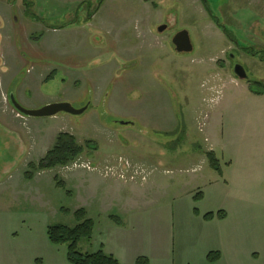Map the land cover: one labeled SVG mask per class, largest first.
I'll return each mask as SVG.
<instances>
[{"label": "rangeland", "instance_id": "374dc122", "mask_svg": "<svg viewBox=\"0 0 264 264\" xmlns=\"http://www.w3.org/2000/svg\"><path fill=\"white\" fill-rule=\"evenodd\" d=\"M22 1L0 0V264H70L67 246L52 244L47 227L76 226L74 212L95 192L112 212L118 209L110 194L130 195L136 219L157 229L173 225L176 248L188 257L198 248L202 217L194 214L193 197L200 191L202 213L223 210L229 225L249 217L264 227V198L257 196H264V94L234 74L229 57L244 65L248 80L264 83L263 0L257 7L252 0H103L88 21L98 0L92 8L84 0H29L43 21L28 15ZM70 21L40 43L27 38ZM182 30L190 33L192 52L172 44ZM17 55L26 57L15 63ZM53 61L67 69L48 68ZM12 94L28 109L51 98L87 109L22 116ZM61 132L83 145L91 141L89 148L67 166L32 171L29 164ZM210 148L224 171L227 161L237 165L232 174L241 183L224 193L213 181ZM91 172L101 176L89 191ZM172 207L171 218L164 211ZM79 248L85 252L90 243L82 240Z\"/></svg>", "mask_w": 264, "mask_h": 264}, {"label": "crops", "instance_id": "0c3cea01", "mask_svg": "<svg viewBox=\"0 0 264 264\" xmlns=\"http://www.w3.org/2000/svg\"><path fill=\"white\" fill-rule=\"evenodd\" d=\"M261 2L262 6H264V0ZM252 4L257 7L259 5V1L252 0ZM65 28L57 29L46 27L42 32V36L39 37L40 41L37 43L42 42L49 31L58 33L66 30ZM6 37L12 41L14 46L11 35ZM37 37L36 35H27V38L32 42H36V39H38ZM0 40H2L1 43L3 47V37ZM48 43L49 42H47L46 45H48ZM11 46L9 48L6 47V57L11 53ZM58 55L63 56V54ZM18 56L19 55L15 57V63L19 61V58H17ZM23 57H26V55H23ZM23 57H20L21 62V58ZM56 62L58 61H53L54 66H51L52 64L48 65V62L46 64H41L43 67L48 65L50 66L48 68L55 69V71L58 68L63 70L67 69L65 62L61 61L59 64L55 65ZM61 101H63V99L51 98L50 100L41 102L40 105H43L42 103ZM210 149V151H213L217 157L216 150L214 148ZM96 157L101 158L103 156ZM217 159L219 160L218 157ZM236 166L237 165H235L234 160H231L226 163V171L223 170L221 163L220 172L214 169L218 177L215 175V177H213V181L215 180L219 182L218 190L222 193L231 188L234 183H241L239 181L240 179L236 180V176L232 174L233 169ZM90 174L91 177L89 176V178L91 180L86 184L87 188L89 184L94 185L92 179L100 181L99 177L101 175H98V173L95 172H91ZM115 183H117V181H115ZM88 190L91 191V188H88ZM129 196L130 195L127 196L122 194H115L114 196L110 194L109 201H116V207L118 209L117 211L112 212V210H108L109 208H107V206L101 205L100 202L98 203L101 198L98 197L95 192L94 198L92 199L93 201H91L93 203L91 204L90 202L86 204L85 207L88 217L95 221L93 239L90 242V248L86 249L85 252L92 253L98 250H103L106 254L116 257L121 264H136L137 259L140 257L148 258L149 264H264V242L260 239L262 232H264V227L252 224L248 216V219H242L246 221L248 220V222L244 225L227 224L230 218L227 211H225L226 215L223 219L216 217L213 220H205L204 215L206 213L217 212L208 211L206 213H202L197 208L203 203L204 197H202L199 201H195L193 198L194 204L196 205L194 208V214L197 219H200L201 217L202 219L198 222L200 228L198 230L199 236L196 244V246L198 245V248L195 249L194 253L191 252L189 257L188 255H186V257L182 250L178 251L176 248V240L172 234L174 226L168 225L167 221H165L164 226L161 225L157 229L152 224L150 225L149 221L147 222L146 219H136V209L134 207H129L131 206V203H126L130 198ZM257 196L264 198V196L259 193ZM133 208L135 210H133ZM195 209L199 211V214L195 213ZM164 213L171 218L175 216L173 207L168 209V211H164ZM247 214L248 213L244 212L239 216L243 217ZM111 215L118 216L122 223L119 224L115 222L111 218ZM130 216L131 218H129ZM212 251H218L220 253V258L214 263H210L208 261V254Z\"/></svg>", "mask_w": 264, "mask_h": 264}, {"label": "trees", "instance_id": "16d2710c", "mask_svg": "<svg viewBox=\"0 0 264 264\" xmlns=\"http://www.w3.org/2000/svg\"><path fill=\"white\" fill-rule=\"evenodd\" d=\"M26 6V11L28 15H31L34 20H41L31 9L33 2L29 0L22 1ZM99 5L93 7V2L91 0H84L81 2L82 6L87 5L88 8H92V11L87 14L86 20H90L92 15L96 13L99 7L102 5L103 0H98ZM215 22L217 25L223 29L225 28L220 25L216 16ZM43 21V20H41ZM73 24L72 21L68 23L61 24L60 26H52L51 28H65ZM48 26L49 24L46 23ZM226 33V32H225ZM229 35L228 33H226ZM39 39V36L37 37ZM255 52V51H254ZM256 85V86H255ZM259 86L260 88H258ZM249 87L252 92L256 94H264V83L249 80ZM91 141H87L85 145L80 144L76 137L67 132H61L58 134L54 146L46 153V155L38 163H30L29 167L33 170H44L53 169L57 166H67L74 161H76L80 156L83 155L86 148L90 146ZM207 157L209 163L213 169L216 171H221L220 162L217 159L213 151L207 152ZM31 171V172H32ZM27 173L28 178L33 177V173ZM59 186L65 188L61 183ZM71 194L70 191H67ZM203 197L202 192H198L193 197L195 201L201 200ZM65 211H67L65 209ZM195 213L199 214V211L195 209ZM225 211L220 210L217 213L208 212L204 215L205 220H213L214 218L223 219L225 218ZM74 216L78 224L74 227L66 226L63 224H54L47 227V236L49 241L54 245H66L67 246V260L70 264H121V262L113 255L106 254L103 250H98L96 252H82L79 248V243L82 240H86L90 243L93 239L95 221L88 217L87 210L85 208H80L74 212ZM111 218L121 224V219L116 215H111ZM220 258V253L218 251H212L208 254V261L210 263L216 262ZM36 264H41V260H37ZM136 264H149V259L146 257H140L137 259Z\"/></svg>", "mask_w": 264, "mask_h": 264}, {"label": "water", "instance_id": "95a60500", "mask_svg": "<svg viewBox=\"0 0 264 264\" xmlns=\"http://www.w3.org/2000/svg\"><path fill=\"white\" fill-rule=\"evenodd\" d=\"M166 28L167 25H161L158 29L160 32H163L166 30ZM172 44L174 45L175 50L179 53H188L193 51L190 33L187 30L177 32L172 38ZM234 72L238 78L248 79L247 71L243 65L237 64L234 68ZM10 98L13 107L18 112L28 117H53L62 112L69 114H81L87 109V107L76 109L70 102L66 101L53 102L38 109H28L21 105L13 94L10 96Z\"/></svg>", "mask_w": 264, "mask_h": 264}, {"label": "flooded vegetation", "instance_id": "af4514ba", "mask_svg": "<svg viewBox=\"0 0 264 264\" xmlns=\"http://www.w3.org/2000/svg\"><path fill=\"white\" fill-rule=\"evenodd\" d=\"M165 25H167V24H165ZM167 29V28H166ZM174 46V45H173ZM229 57L232 59V65H233V72H234V68H235V66L238 64V63H235L234 62V59H233V55L230 53L229 54ZM242 65V64H241ZM244 66V65H243ZM246 69V68H245ZM234 74H235V72H234ZM245 80H247L248 82H249V80L248 79H245Z\"/></svg>", "mask_w": 264, "mask_h": 264}]
</instances>
